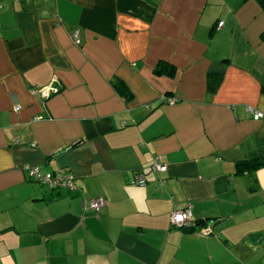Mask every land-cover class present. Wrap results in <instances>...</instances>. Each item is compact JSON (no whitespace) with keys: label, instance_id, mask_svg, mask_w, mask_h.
<instances>
[{"label":"crops","instance_id":"0c3cea01","mask_svg":"<svg viewBox=\"0 0 264 264\" xmlns=\"http://www.w3.org/2000/svg\"><path fill=\"white\" fill-rule=\"evenodd\" d=\"M0 4V264H264V166L239 164L264 156L259 0Z\"/></svg>","mask_w":264,"mask_h":264},{"label":"built area","instance_id":"2783aa9c","mask_svg":"<svg viewBox=\"0 0 264 264\" xmlns=\"http://www.w3.org/2000/svg\"><path fill=\"white\" fill-rule=\"evenodd\" d=\"M2 9V5L0 4V11ZM224 25V22H221L218 25V28H221ZM73 40L76 44H80V37L79 32H75L73 34ZM60 91V88L57 86H49L43 89H37L34 93H38L43 98H49L54 94H57ZM177 100H170L169 103L174 105ZM247 112L252 114L256 120L264 119V113L260 112L259 110L253 107H246ZM26 170L31 177V179L35 180L36 182L48 186L54 190H67V191H75L77 189L76 186V177L73 173L63 169L58 171L57 173H42V168L40 166H27ZM152 170L156 173H165L167 171L166 165L162 164L159 159H156ZM135 186H144L146 185V179L143 176H138L136 181H134ZM106 206V200L104 198H98L91 201L90 210L99 213L102 209ZM193 223V212L192 210L185 209L182 211L174 212L171 216V224L175 228H185ZM198 233L203 235H210L211 229L206 226H201L198 228Z\"/></svg>","mask_w":264,"mask_h":264},{"label":"trees","instance_id":"16d2710c","mask_svg":"<svg viewBox=\"0 0 264 264\" xmlns=\"http://www.w3.org/2000/svg\"><path fill=\"white\" fill-rule=\"evenodd\" d=\"M259 3L264 8V0H259ZM263 39H264V35H263ZM163 65H166V64L163 63ZM169 71L174 72V69H169ZM222 81H223V73L221 75H216L213 78L212 83L210 84V91L213 93L216 92L218 88L220 87ZM239 164L240 166H244L247 171L253 172V171H256L258 168L264 166V156H256L250 159H246L244 161H241ZM199 224L200 225L196 227L197 230L199 227L206 224V222H201ZM185 228L189 230H195V227L193 226V224Z\"/></svg>","mask_w":264,"mask_h":264}]
</instances>
